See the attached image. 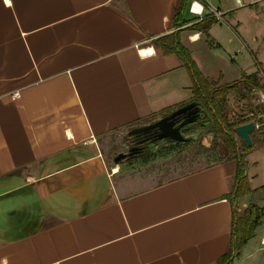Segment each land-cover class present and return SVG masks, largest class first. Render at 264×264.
Listing matches in <instances>:
<instances>
[{"label": "crops", "instance_id": "obj_1", "mask_svg": "<svg viewBox=\"0 0 264 264\" xmlns=\"http://www.w3.org/2000/svg\"><path fill=\"white\" fill-rule=\"evenodd\" d=\"M185 1L193 58L202 35L218 44L211 11L226 10ZM181 3L0 0V264H218L228 251L232 209L256 205L246 171L250 191L228 197L233 158L167 177L108 161L129 128L194 99L180 58L154 43Z\"/></svg>", "mask_w": 264, "mask_h": 264}, {"label": "rangeland", "instance_id": "obj_2", "mask_svg": "<svg viewBox=\"0 0 264 264\" xmlns=\"http://www.w3.org/2000/svg\"><path fill=\"white\" fill-rule=\"evenodd\" d=\"M210 2L213 6L226 10L225 15H221V20L212 16L214 20H220L210 31L217 38L215 40L218 44H209L207 36L202 35L199 41L192 44L193 60L216 87L230 83L222 95L225 99L223 124L231 128L241 120L255 122V127L250 132V145H246L235 132L234 137L239 152L244 156L248 152L245 171L251 176V183L255 187L254 202L257 206L264 207V145L258 146L257 143L260 131L264 129V89L254 84H250V89H247L241 83L235 86L232 83L239 79L242 72L255 70L256 61L264 66V0ZM257 79L264 85L258 76ZM201 113V122L189 124L182 131L185 136H192L191 140L158 142L145 155L125 160V166L121 169L124 167L125 170L129 168L138 172L156 170L159 175L162 174L161 177H167L186 168L232 158L231 148L227 146L226 138L218 132L212 115L205 109ZM115 136L114 134L112 138ZM126 148L125 145L122 151ZM107 155L108 161L112 162L114 154L109 152ZM238 203L240 202L237 201L236 204ZM243 208L239 207L237 210L241 211ZM263 231L264 216H259L253 234L239 248L241 264H264V247L259 242Z\"/></svg>", "mask_w": 264, "mask_h": 264}, {"label": "trees", "instance_id": "obj_3", "mask_svg": "<svg viewBox=\"0 0 264 264\" xmlns=\"http://www.w3.org/2000/svg\"><path fill=\"white\" fill-rule=\"evenodd\" d=\"M185 2V0H182L181 5L175 10L173 22L177 28L167 35L157 37L154 40V43L159 46L164 53L173 52L180 58L190 78V90L193 98L199 101V105L202 109H205L212 115L215 124L217 125L218 132L226 138L228 144L227 146L231 148L232 158L235 160L234 182L228 192L230 201H234L236 197L249 192L250 186L245 176L244 154L238 150L233 127L227 128L223 124V119L225 118L223 114L225 109V99L222 95L226 90V86H229L230 83L216 87V85H214L213 82L199 70L191 57L189 50L182 44L179 36V26L183 23L181 14L184 9ZM209 22H211V19L208 20V23ZM208 23L206 21L205 24L203 23L204 25L200 23L195 25L193 24L192 26L198 28L197 30L199 31L203 27L207 26ZM232 83H234V86L241 83L242 85L247 86V89H250V84H254L257 87H263L264 89V85L258 82L257 74L255 72H242L239 79L233 81ZM223 87H225V89H223ZM244 122L247 121L241 120L234 125ZM257 143L258 146L264 145V129L260 131ZM259 216H264V207H258L254 204L248 205L241 211L232 209L230 246L228 251L218 258V264H234V255L237 254L240 246L253 234L254 229L258 225Z\"/></svg>", "mask_w": 264, "mask_h": 264}, {"label": "water", "instance_id": "obj_4", "mask_svg": "<svg viewBox=\"0 0 264 264\" xmlns=\"http://www.w3.org/2000/svg\"><path fill=\"white\" fill-rule=\"evenodd\" d=\"M202 107L197 99L186 102L175 109L165 113L161 117L141 125L131 127L128 135L145 134L151 131L153 139H164L166 141H188L192 136H185L182 132L184 126H188L200 120ZM255 127L253 121H247L237 124L233 127V131L243 140L246 145L251 144L250 132ZM130 150L117 152L113 160L119 161L126 156H129Z\"/></svg>", "mask_w": 264, "mask_h": 264}, {"label": "flooded vegetation", "instance_id": "obj_5", "mask_svg": "<svg viewBox=\"0 0 264 264\" xmlns=\"http://www.w3.org/2000/svg\"><path fill=\"white\" fill-rule=\"evenodd\" d=\"M201 120V118H200ZM198 120L199 122H201ZM136 126V125H135ZM187 126H184L182 128V131L186 128ZM130 129V128H129ZM128 129V130H129ZM128 137V144H127V149L130 150L129 156H126L123 159H131V158H138L143 155H145L151 148L156 146L158 142H163L166 141L164 139H153L151 137V131L145 134H139V135H127ZM125 150V151H126Z\"/></svg>", "mask_w": 264, "mask_h": 264}, {"label": "built area", "instance_id": "obj_6", "mask_svg": "<svg viewBox=\"0 0 264 264\" xmlns=\"http://www.w3.org/2000/svg\"><path fill=\"white\" fill-rule=\"evenodd\" d=\"M238 1V0H237ZM193 3H194V1H191V3L189 4V9L190 10H192V11H195L194 9H193ZM211 13H212V15L216 18V19H220L221 20V13L219 12V11H217V10H215V9H213L212 11H211ZM145 53H151V51H144ZM257 76L261 79V81L264 83V66H262V65H257ZM15 95H18V92H15L14 93ZM261 242H263L264 243V236L262 237V239H261Z\"/></svg>", "mask_w": 264, "mask_h": 264}]
</instances>
